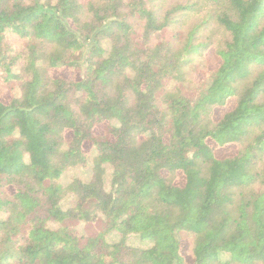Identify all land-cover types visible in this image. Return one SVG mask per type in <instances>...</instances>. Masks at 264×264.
<instances>
[{
	"label": "trees",
	"instance_id": "1",
	"mask_svg": "<svg viewBox=\"0 0 264 264\" xmlns=\"http://www.w3.org/2000/svg\"><path fill=\"white\" fill-rule=\"evenodd\" d=\"M0 264H264V0H0Z\"/></svg>",
	"mask_w": 264,
	"mask_h": 264
},
{
	"label": "rangeland",
	"instance_id": "2",
	"mask_svg": "<svg viewBox=\"0 0 264 264\" xmlns=\"http://www.w3.org/2000/svg\"><path fill=\"white\" fill-rule=\"evenodd\" d=\"M108 44L105 45V47H107ZM207 60L209 61V63L211 64V66H214L217 64V60L213 59L212 55L209 53L207 55ZM199 65L202 63L199 62ZM6 97V95H5ZM223 112V109H219L217 112V116H219L221 113ZM234 152V148L232 146L226 147L221 149L218 154L219 155H229L231 153ZM88 168L87 167H82V166H77V167H73V168H69L68 170L65 171V173L63 174V178L62 181L65 183L68 181V179H70V177L72 176H80L81 179L83 180H87L88 179ZM78 229L81 230V224L78 225ZM127 241L132 244V245H139V246H146L150 243V240H146V239H142L139 236H134V235H129L127 237ZM185 245H183L184 248Z\"/></svg>",
	"mask_w": 264,
	"mask_h": 264
}]
</instances>
